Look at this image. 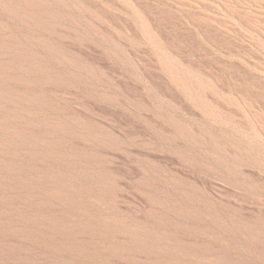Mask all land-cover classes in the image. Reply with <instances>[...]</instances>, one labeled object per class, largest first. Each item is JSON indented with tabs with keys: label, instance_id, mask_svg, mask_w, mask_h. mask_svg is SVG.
<instances>
[{
	"label": "rangeland",
	"instance_id": "374dc122",
	"mask_svg": "<svg viewBox=\"0 0 264 264\" xmlns=\"http://www.w3.org/2000/svg\"><path fill=\"white\" fill-rule=\"evenodd\" d=\"M47 1L0 11L53 70L8 65L0 264H264V0Z\"/></svg>",
	"mask_w": 264,
	"mask_h": 264
},
{
	"label": "bare ground",
	"instance_id": "6f19581e",
	"mask_svg": "<svg viewBox=\"0 0 264 264\" xmlns=\"http://www.w3.org/2000/svg\"><path fill=\"white\" fill-rule=\"evenodd\" d=\"M65 4V1H59ZM56 2H50L47 0H0V11L1 13H6L14 16L18 21L24 24H28L37 29L43 30L51 35L58 36L63 40H67V36L70 35L69 29L66 26V22L61 19L55 12L46 10V7H52ZM8 23H4L0 17V106H7L11 101L18 102L23 99L22 84L26 83L31 88H36V93H40L37 88H46L48 84H39L34 81L30 74H27L23 80L19 76H15L13 72L10 71L8 65L11 62L16 61L22 65L23 72L32 73L35 71L38 74H49L53 70L45 69L43 65H40L34 60L33 53L27 54L23 53V50H14L17 43H19V38H16L11 31ZM10 31V32H9ZM45 44L42 43V46ZM47 82L48 79H47ZM25 83V84H26ZM14 89L17 95L10 98L12 91H8L7 88ZM27 103L29 105L39 104L40 99L38 95H27ZM7 127L10 129L11 133L18 134V129L16 125L8 124ZM4 143L0 142V147L4 146ZM6 146V145H5ZM19 229H17L18 231ZM102 254H110L107 250H102ZM109 256V255H108Z\"/></svg>",
	"mask_w": 264,
	"mask_h": 264
}]
</instances>
